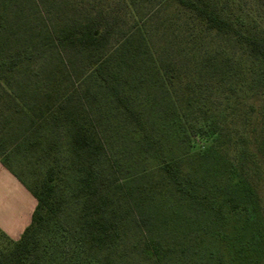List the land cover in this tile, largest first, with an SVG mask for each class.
I'll list each match as a JSON object with an SVG mask.
<instances>
[{
    "label": "trees",
    "instance_id": "trees-1",
    "mask_svg": "<svg viewBox=\"0 0 264 264\" xmlns=\"http://www.w3.org/2000/svg\"><path fill=\"white\" fill-rule=\"evenodd\" d=\"M59 1L0 0V162L36 200L18 240L0 229V264H137L119 251L129 241L139 264H224L205 246L206 226L194 219L177 233V213H161V207L186 203L217 221L247 215L257 201L264 216V192L257 194L264 162L250 150L245 130L254 108L244 105L245 97L264 95V36L230 0H159L153 18L173 10L181 28L197 31L195 41L214 36L243 51L234 56L225 47H203L200 66L190 70L188 62L157 51L154 33L165 32L142 16L155 0H113L80 19L56 21ZM61 52L81 59L78 74ZM48 56L57 61L46 83L32 85L25 79L30 62ZM152 87L172 98L177 120L191 135L212 143L132 176L134 164L113 162L110 143L117 132L121 139L154 141L139 100ZM216 94L225 105L213 106ZM44 130L63 133V155L45 146ZM20 153L48 164L32 185L11 165Z\"/></svg>",
    "mask_w": 264,
    "mask_h": 264
},
{
    "label": "rangeland",
    "instance_id": "rangeland-1",
    "mask_svg": "<svg viewBox=\"0 0 264 264\" xmlns=\"http://www.w3.org/2000/svg\"><path fill=\"white\" fill-rule=\"evenodd\" d=\"M112 1L60 0L61 8L53 10V16L57 18H52L56 21H61L63 18L80 19L89 13H95L101 8H105ZM230 1L235 6L239 5L243 8L246 14L244 16L246 21L250 23V27L258 30L264 36V0ZM158 2L159 0L153 1L151 11L147 10L148 12H144L142 16L145 22L165 32L163 34L159 31L154 33V45L157 51H163L166 57L172 58L177 63L185 64V62H188L190 70H194L200 66L198 64V53L203 47L207 49L211 46L216 49L225 47L231 55L239 56L243 54L241 48L235 43L226 42L214 36H204V43L195 41L196 37L192 33L197 35V31L193 32L190 29L181 28L179 25L180 17L177 16L175 18L173 10H170L168 14L159 13L158 16L153 18L159 7ZM65 4H68L67 7L64 6ZM140 4L142 8L144 5ZM72 5H76V7H71ZM63 7L66 8V13L63 12ZM119 13L123 16L125 10L120 9ZM167 18H172L170 24ZM131 22L129 17L125 16L123 24L129 27L133 23ZM173 28H176V30ZM61 54L71 68V72L74 71V73L78 74L82 67L81 59L69 52H61ZM55 61H57L56 58L48 56L41 60L40 63L30 62L28 66V76L30 77L25 79L28 82L31 81L32 85L37 80L46 83V73L55 66ZM139 96L142 108L149 121L147 123L149 136L156 142L147 143L137 142L129 138L121 139L117 132L114 133L110 143L112 145L110 153L113 162L121 163L125 167L131 166L132 163L134 164V167L128 171L129 175L141 174L146 168L150 169V167L156 166L159 161H171L182 157L188 158L189 155L202 153L211 146L212 140L210 138L191 135L190 131H188V125L177 120L176 114L173 112L174 103L169 95L152 87L142 91ZM211 100L214 107L221 104L225 105V99L222 95L216 94ZM244 100V105L248 110L251 106L254 108V111L250 112L252 121L245 130L247 138L249 137V147L258 156L259 160L264 162V95L254 94V96L245 97ZM218 119L217 121L223 122L221 117ZM211 122L212 120L209 121V124ZM43 132L46 138L45 146L48 145L51 153L63 155L67 141L63 133L59 131L51 133L47 130ZM33 156L31 153L26 155L20 153V155L11 157L10 160L18 176L28 185H32L37 177L42 176L48 166L47 162L35 163ZM147 158L151 161L144 165L142 161ZM240 174V171L237 170L236 181L240 179ZM23 186L19 187V190L0 187V209L2 208L5 213V215H1L0 224L3 230L0 229L5 231L13 240L19 239L18 233H23L29 224L30 210L33 212L36 207L35 198ZM254 188L256 187L254 186ZM244 192H242V195L246 196V191ZM262 192H264V181L261 182L257 194L260 196ZM23 212L25 215L22 220L15 222L14 219L19 216V213L22 214ZM174 212L177 214L173 215ZM161 213L173 215L174 219L172 221H175L173 225L178 227V230H175L177 233L185 231L188 222L194 219L199 220L206 226L204 233H206L208 239L205 240V246L212 250H217L221 254L224 264H264V216L259 209L257 201L250 202L247 215L227 216L225 220H211L199 210L188 208L186 203L174 204L171 201L162 205ZM154 234L156 235L157 233ZM253 234L256 235L257 239H253ZM129 242L122 246L119 251L123 252V255L129 256L130 260H135L139 264L138 261L141 260L138 258L137 251L131 249ZM131 242L135 243V239H132ZM53 264L60 263L57 260Z\"/></svg>",
    "mask_w": 264,
    "mask_h": 264
},
{
    "label": "crops",
    "instance_id": "crops-1",
    "mask_svg": "<svg viewBox=\"0 0 264 264\" xmlns=\"http://www.w3.org/2000/svg\"><path fill=\"white\" fill-rule=\"evenodd\" d=\"M23 185L21 184V182L13 175L11 174L3 165L2 163L0 162V187H5V188H9V189H18L19 190V187H22ZM24 187V186H23ZM21 189V188H20ZM3 197V196H2ZM5 215L3 209L1 208L0 209V219L2 218L1 215ZM32 210H30V215H29V224L31 223V219H32ZM25 215V213L23 212L22 214L19 213V216H17L14 220L15 222L16 221H19V220H22L23 216ZM28 224V225H29ZM27 225V226H28ZM0 228L2 229L1 227V224H0ZM3 230V229H2ZM5 232V231H4ZM6 233V232H5ZM21 232L18 233L19 237L21 236ZM18 237V238H19Z\"/></svg>",
    "mask_w": 264,
    "mask_h": 264
}]
</instances>
